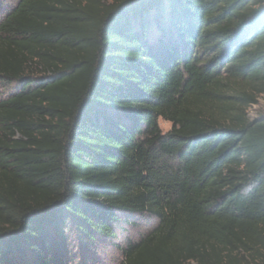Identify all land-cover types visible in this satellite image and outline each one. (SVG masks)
<instances>
[{"label": "trees", "instance_id": "1", "mask_svg": "<svg viewBox=\"0 0 264 264\" xmlns=\"http://www.w3.org/2000/svg\"><path fill=\"white\" fill-rule=\"evenodd\" d=\"M13 82L0 264L73 263L72 241L142 215L156 223L119 264H264V116H248L264 0H17L0 16Z\"/></svg>", "mask_w": 264, "mask_h": 264}, {"label": "rangeland", "instance_id": "2", "mask_svg": "<svg viewBox=\"0 0 264 264\" xmlns=\"http://www.w3.org/2000/svg\"><path fill=\"white\" fill-rule=\"evenodd\" d=\"M17 0H0V16L7 12ZM34 75L37 72H33ZM39 76V75H37ZM35 78L33 76L31 79ZM18 87L17 82L11 85L0 88V94L6 95L14 91ZM248 116L250 119L264 116V95H260L256 104L248 108ZM159 127L162 132H167L171 123L163 119L158 121ZM127 224H122L116 227L115 239L110 241H99L98 246L90 248L88 251L83 249V252L78 251V245L72 241L71 247L73 249V263L70 264H119L121 260L120 249L124 247L128 241H137L146 235L155 225L154 218L148 215L134 216L126 219ZM83 254V255H82Z\"/></svg>", "mask_w": 264, "mask_h": 264}]
</instances>
